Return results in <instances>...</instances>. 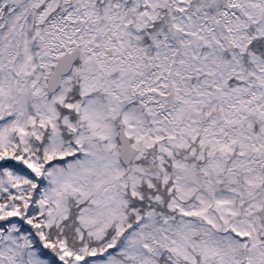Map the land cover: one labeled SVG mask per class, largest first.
Here are the masks:
<instances>
[{
	"label": "snow or ice",
	"instance_id": "6c2138e0",
	"mask_svg": "<svg viewBox=\"0 0 264 264\" xmlns=\"http://www.w3.org/2000/svg\"><path fill=\"white\" fill-rule=\"evenodd\" d=\"M0 264H264V0H0Z\"/></svg>",
	"mask_w": 264,
	"mask_h": 264
}]
</instances>
